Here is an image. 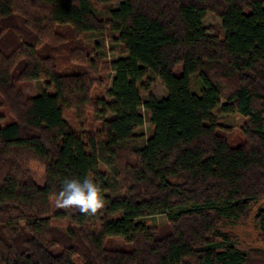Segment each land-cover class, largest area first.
Here are the masks:
<instances>
[{"label":"trees","instance_id":"trees-1","mask_svg":"<svg viewBox=\"0 0 264 264\" xmlns=\"http://www.w3.org/2000/svg\"><path fill=\"white\" fill-rule=\"evenodd\" d=\"M85 176L102 206H58ZM253 214L246 252L225 227ZM0 264H264V0H0Z\"/></svg>","mask_w":264,"mask_h":264},{"label":"rangeland","instance_id":"rangeland-1","mask_svg":"<svg viewBox=\"0 0 264 264\" xmlns=\"http://www.w3.org/2000/svg\"><path fill=\"white\" fill-rule=\"evenodd\" d=\"M123 0H116V5H118ZM204 26H218L221 24V19L213 13H208L203 22ZM62 30V29H61ZM98 36L94 33H89L83 36V40L88 45H93ZM106 49H107V60L116 59L121 54L119 52L118 46L114 45L111 42L110 38L106 39ZM148 78L144 79L145 84H148ZM194 87L195 90L199 89L198 78H194ZM21 89L27 96H32L38 93L44 87V81H28L20 85ZM52 92V89L49 90ZM149 94L155 95L157 98L161 99L166 96V89L161 84V82L156 79L150 83L148 90H142V97L145 99ZM65 118L70 121L74 126L79 129V125L74 115L70 112H65ZM219 123L227 129V136L229 137L230 143L232 145H237L244 141L243 134V125L245 119L238 114H225L218 112L217 113ZM153 128L148 121H146L138 130V134L144 136V138L149 137L152 134ZM118 217V216H115ZM143 222H146L150 226H161L166 223V216L162 214L149 216L143 219H140ZM226 231L231 232L237 241V247L246 252H252V250L262 248L263 246L259 242L260 227L257 225L254 214L245 222L235 223L232 220L225 227Z\"/></svg>","mask_w":264,"mask_h":264},{"label":"clouds","instance_id":"clouds-1","mask_svg":"<svg viewBox=\"0 0 264 264\" xmlns=\"http://www.w3.org/2000/svg\"><path fill=\"white\" fill-rule=\"evenodd\" d=\"M103 190L99 181L89 176L69 178L62 182L58 194V206H76L81 213L92 214L103 204Z\"/></svg>","mask_w":264,"mask_h":264}]
</instances>
